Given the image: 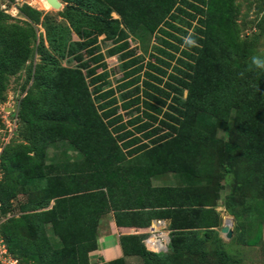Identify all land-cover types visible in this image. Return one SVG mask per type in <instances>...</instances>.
<instances>
[{"label": "trees", "instance_id": "obj_1", "mask_svg": "<svg viewBox=\"0 0 264 264\" xmlns=\"http://www.w3.org/2000/svg\"><path fill=\"white\" fill-rule=\"evenodd\" d=\"M72 1L83 12H94L98 7L105 9L107 14L116 11L124 27L134 34H138L140 27L153 30L165 18L175 20L176 11L184 12L189 7L185 5L189 4L187 0ZM202 2L205 5L196 8H201V15L193 26L197 36L192 33L196 41L190 44L192 61L187 63L184 82L187 89L185 102L189 107L186 110L189 113L187 120L191 119L190 112L195 113L194 119L182 123L174 137L147 150L146 157L152 160L154 156L156 161L148 172L176 170V161L183 160L187 155L196 156L200 150L206 153L207 148L218 140L217 130L226 127L223 115L233 111L236 127L225 144L229 152L225 162L236 168L237 183L255 190L257 198H252L254 204L246 209L250 212L253 208H264V71L258 68L250 75L242 74L246 64L236 65V60L229 58V50L233 49L237 57L247 56L250 50L247 43L239 45L229 31L233 25V0ZM17 10L26 19L23 21L25 25L5 23L7 15L0 11V33L5 35L3 43L6 44L0 51V70L19 68L27 60L30 43L36 35L31 25L39 22L40 11L26 3L18 6ZM226 15L229 17L225 19ZM112 22L119 23L118 20L102 19L98 32L111 36ZM78 27L75 28L79 30ZM199 33L204 34L203 38H199ZM119 36H126V31L120 29ZM76 45L86 48L90 43H69L72 48ZM56 73L55 77L47 76L42 84V101L46 108L30 104L28 95L20 101L19 116L27 123V138L36 141L37 135L43 132V126L54 122L51 127L58 138L67 140L82 152L93 168L84 169L81 166L58 176L38 175V179L45 183L41 187L34 186L31 197L20 205L21 213L17 217L14 215L1 223L2 234L4 222H10V229H21L35 235L27 249L34 264H90L88 254L97 247L98 222L112 212L119 226L144 228L153 219L168 220L169 243L165 252L148 250L139 234L120 236L123 255H138L143 264H195L194 256L209 237L213 238L217 248L221 247L223 240L217 230H205L201 237L196 232L200 227L218 226V222L210 219L217 194H213L207 186L197 187L193 183L164 187L158 191L149 189L147 183H139L137 187L133 186L140 194L137 197L130 194L131 186L126 179L113 181L120 172L117 164L125 158V154L118 143L119 137L113 134L103 119L112 112L105 110L99 113L106 103L96 105L79 67H56ZM53 80L57 90L51 96ZM100 90L99 86L94 88L95 92ZM48 94L50 107L43 100ZM106 94L101 92L99 97ZM120 117L115 116V120ZM123 128L124 125L119 124L114 132ZM157 148L162 151L158 153ZM15 161L13 165L4 167L5 174L0 181L1 206L18 189L24 159L18 157ZM164 163L165 166L161 165ZM28 169L32 171L30 167ZM10 171L14 184L7 178ZM23 182L26 183V178ZM51 201L53 204L47 208ZM47 222L50 223L49 231L57 238V244L46 235ZM7 246L19 258L8 243ZM109 264H124V260L121 257Z\"/></svg>", "mask_w": 264, "mask_h": 264}, {"label": "rangeland", "instance_id": "obj_2", "mask_svg": "<svg viewBox=\"0 0 264 264\" xmlns=\"http://www.w3.org/2000/svg\"><path fill=\"white\" fill-rule=\"evenodd\" d=\"M59 1L61 6L55 9L46 0H0V11L7 15L5 23L25 25L23 21L26 19L17 10L22 3L34 7L41 14L39 22L31 25L36 35L30 43L27 60L13 71L0 70V181L4 177L5 166L13 165L18 157L24 159L15 195L4 206L0 205V220L7 221V218L21 213L20 205L31 197L34 186L41 187L45 183L38 179V175L58 176L81 166L93 168L82 152L67 140L58 138L51 127L54 122H47L42 134L37 135L34 141L27 138V123L19 116V104L26 95L31 98L30 104L46 108L42 101V84L47 76H57L56 67H79L96 105L106 103L99 113L105 110L112 112L103 119L119 137L118 143L125 154L117 164L120 172L113 181L126 179L131 186L128 191L134 197L140 193L133 185L137 187L139 183H147L149 189L156 191L189 183L211 188L217 198L210 219L218 222V226L200 227L196 232L201 237L205 230H217L223 243L217 248L213 238L209 237L194 256L195 264H264V208L246 210L254 204L252 198H257L255 190L237 183L236 168L225 162L229 155L225 144L236 127L233 111L223 115L226 127L217 130L218 140L207 148L206 153L200 150L196 156L187 155L179 160L181 164L176 161V170L148 172L156 161L154 156L152 160L146 157L147 150L174 137L182 123L194 119L195 113L190 112L191 119L187 120L189 107L185 102L186 68L192 61L193 52L187 41H196L192 38V33L197 36L193 26L201 15V8H196L202 7V1L206 0H187L189 4L185 5L189 7L184 12L176 11L175 20L165 18L152 31L140 27L138 34L124 27L116 11L107 14L105 9L98 7L94 12H83L72 0ZM233 3V25L229 31L239 45L247 43L250 50L245 57H237L233 49L229 50V58L236 60V65L246 64L242 74L250 75L259 68L253 64V57L264 60V0H233ZM228 17L226 15L225 19ZM105 18L119 21L117 25L111 23V36L98 32ZM120 29L126 31V36H119ZM199 35L201 39L204 34ZM3 37L5 35L0 33V51L6 47ZM73 41H88L90 45L86 48L79 45L69 47ZM260 69L264 71V68ZM55 82L52 81L51 96L57 90ZM96 86L101 90L95 92ZM101 92L107 93L106 96L99 97ZM50 94L43 98L49 107ZM117 115L121 117L115 120ZM64 124L68 123L64 121ZM119 124L124 128L114 132ZM157 150L158 153L162 151L161 148ZM161 165L165 166V163ZM8 175V181L14 184L13 173L10 171ZM52 204L53 201L47 208ZM9 223L3 224L8 245L22 264H34L28 250L35 235L19 227L18 231L10 229ZM224 224L232 231L228 238L220 232ZM105 226L106 221L102 217L97 231L98 227L104 230ZM49 227L47 222L46 235L57 244V238Z\"/></svg>", "mask_w": 264, "mask_h": 264}, {"label": "crops", "instance_id": "obj_3", "mask_svg": "<svg viewBox=\"0 0 264 264\" xmlns=\"http://www.w3.org/2000/svg\"><path fill=\"white\" fill-rule=\"evenodd\" d=\"M106 221L105 229L98 227L97 247L89 252L90 264H109L111 261L123 258L124 264H143V260L138 255L124 256L120 246V236L134 233L142 228L122 225L115 223L112 212L104 216ZM167 223L168 220L166 219Z\"/></svg>", "mask_w": 264, "mask_h": 264}, {"label": "built area", "instance_id": "obj_4", "mask_svg": "<svg viewBox=\"0 0 264 264\" xmlns=\"http://www.w3.org/2000/svg\"><path fill=\"white\" fill-rule=\"evenodd\" d=\"M1 222L2 220H0V264H22L9 251L1 232ZM169 232L170 230L166 219L158 218L153 219L147 227L136 230L134 233L142 236V242L148 250L159 253L165 252L168 249Z\"/></svg>", "mask_w": 264, "mask_h": 264}, {"label": "water", "instance_id": "obj_5", "mask_svg": "<svg viewBox=\"0 0 264 264\" xmlns=\"http://www.w3.org/2000/svg\"><path fill=\"white\" fill-rule=\"evenodd\" d=\"M46 2L53 8L59 9L61 4L59 0H46ZM220 232L225 234V236L228 238L231 236L232 231L230 228H228L226 225H222L220 228Z\"/></svg>", "mask_w": 264, "mask_h": 264}, {"label": "clouds", "instance_id": "obj_6", "mask_svg": "<svg viewBox=\"0 0 264 264\" xmlns=\"http://www.w3.org/2000/svg\"><path fill=\"white\" fill-rule=\"evenodd\" d=\"M187 43L194 44V41L188 40ZM253 64L259 68H264V60H261L259 58L253 57Z\"/></svg>", "mask_w": 264, "mask_h": 264}, {"label": "bare ground", "instance_id": "obj_7", "mask_svg": "<svg viewBox=\"0 0 264 264\" xmlns=\"http://www.w3.org/2000/svg\"><path fill=\"white\" fill-rule=\"evenodd\" d=\"M225 225V224H224ZM227 226V225H226ZM228 228H230L229 226H227Z\"/></svg>", "mask_w": 264, "mask_h": 264}]
</instances>
